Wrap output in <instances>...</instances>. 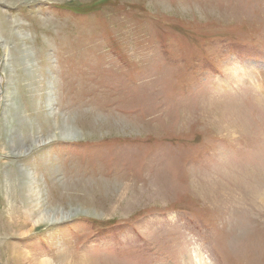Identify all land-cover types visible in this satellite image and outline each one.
<instances>
[{"label":"rangeland","instance_id":"374dc122","mask_svg":"<svg viewBox=\"0 0 264 264\" xmlns=\"http://www.w3.org/2000/svg\"><path fill=\"white\" fill-rule=\"evenodd\" d=\"M0 74V264H264V0H0Z\"/></svg>","mask_w":264,"mask_h":264},{"label":"water","instance_id":"95a60500","mask_svg":"<svg viewBox=\"0 0 264 264\" xmlns=\"http://www.w3.org/2000/svg\"><path fill=\"white\" fill-rule=\"evenodd\" d=\"M1 82H2V76L0 74V87H1ZM0 93H1V91H0Z\"/></svg>","mask_w":264,"mask_h":264},{"label":"bare ground","instance_id":"6f19581e","mask_svg":"<svg viewBox=\"0 0 264 264\" xmlns=\"http://www.w3.org/2000/svg\"><path fill=\"white\" fill-rule=\"evenodd\" d=\"M7 52V51H6ZM199 263V262H198Z\"/></svg>","mask_w":264,"mask_h":264}]
</instances>
